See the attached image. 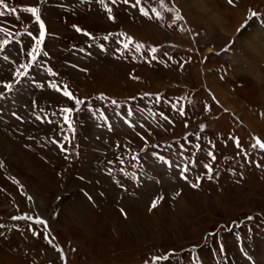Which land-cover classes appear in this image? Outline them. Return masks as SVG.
Instances as JSON below:
<instances>
[{"label": "rangeland", "instance_id": "rangeland-1", "mask_svg": "<svg viewBox=\"0 0 264 264\" xmlns=\"http://www.w3.org/2000/svg\"><path fill=\"white\" fill-rule=\"evenodd\" d=\"M42 1L43 4L48 1L45 5L47 9L44 6L47 11L46 20L51 23L54 30L61 29L64 38L60 40L55 37L50 41L47 38L40 44L55 50L54 52L50 49L53 63L59 67L63 75L78 85L83 93L101 89L117 95H126L142 88L174 92L196 89L194 92L198 94L199 99L201 97L203 101H207L204 102L208 103V108L203 107L204 110L201 111L200 100L196 98L197 102H193L192 106H196L197 109L186 110V116L182 117L189 122V126L185 128L179 123V127L168 128L167 132L161 133L159 135L161 138L176 136L205 121V130L217 131L220 134L223 132L222 136H225L228 129L233 127L240 134V139L244 137L252 147L255 146L254 149L259 147L251 137L254 131L264 139V118L251 113L248 110L249 106L244 102L264 110V54L256 52L258 43L241 42V32L246 27L240 30L239 26L241 27L242 19L251 7L256 10L264 9V0H237L236 5H228L224 0H211L212 2L196 0L206 10L208 7L218 13L226 27H222V23L217 27L228 28L227 31L214 28L208 19L201 16L200 18L199 14L190 8L189 0H177L187 22V27L179 32L167 31L145 21L137 23L123 12H118L117 21L112 23H106L99 16L95 17L85 12L78 13V16H69V21L65 23L66 18L62 19L63 22L55 18L57 15L55 9L60 8L56 6L53 8L52 4L57 5V0ZM67 1L65 0L66 3ZM63 14H66L65 11ZM78 20H82L89 28H125L144 39L163 43L171 51H175V59L163 61L162 57L165 54L161 53V59L155 58L154 63L148 66H136L126 62L120 64V61L117 63L109 57L98 62V59H90L91 62H87L88 59L83 60L79 57L80 54L74 55L59 47L63 45L67 48L68 38L82 40V36H78L70 24V21ZM255 25L254 35L258 34L256 38L264 41V30L257 23ZM6 36L7 34L0 31V42ZM23 40L24 45H19L21 51L29 45V35L25 34ZM248 40L252 42L253 37ZM35 46L37 42L24 51L32 53ZM208 46L212 49L206 51ZM189 56L191 61L182 64V60ZM70 61L86 65L90 72H83ZM158 63L161 65L156 66ZM222 64L228 66L229 74L226 75L225 81L220 80L213 70L214 66L221 68ZM129 70L133 75L137 73L139 80L128 78L126 73ZM232 84L236 85L234 93L238 96H233V92L227 91L226 85ZM214 88H218V91L226 95L228 99L226 106L229 104L237 109L231 103L232 100L241 113L237 112L239 113L237 115L232 109L224 106ZM2 89L3 85L0 83V91ZM47 96L53 107L66 103L59 101L60 96L49 94ZM237 97H243L245 100ZM210 100L212 108L209 106ZM213 109L217 116H201L209 114ZM10 116L0 112V151L7 155L13 172L20 175L27 188L25 186L19 188L18 185L21 194L15 184L6 178L5 171L0 169V216L12 217L13 213L25 210L46 218L48 220L46 223H49L57 242L63 244L64 251L57 249L59 246L49 247L40 238L30 236L31 231L28 229L30 219L19 221L11 219V224H25L24 230L14 231L10 239L6 240L7 244L12 245L13 252L8 250L4 241L0 242V264H132L144 259L150 260L153 254H164L191 244L199 245L205 234H209L222 223H228L233 219L264 216V167L256 165L252 169L243 166L241 172L246 169V175L251 176L248 180L243 178L208 184L201 190L188 189V186H184L182 191L176 193L175 183L171 182L172 177L166 176L161 167H155L158 165H149L156 174H159L154 173V176H157L155 177L157 185L146 183L135 190L149 188L151 195L154 191L164 189L165 198L150 211L146 209L148 195L141 200L137 198L135 202V198L130 197H135L136 193L126 194L122 202L120 201L126 208V217H122L114 206L115 199L120 195L119 188L111 183L110 177L98 176L94 164L97 155L103 156L101 152L105 147V135L101 140L98 138L100 131L96 127L92 125L84 127V132L80 131L79 134L82 140L81 154L79 157L75 156L71 162L63 159L68 152L60 149L63 146V139L57 133L61 127L55 124L58 121L55 116L53 122L52 120L46 122L35 116H29L24 121H16L10 119L12 118ZM246 120H249L254 128L249 126ZM196 128L201 130L202 127ZM75 138L77 139V135ZM22 140L34 142V148L37 150L30 152L21 149ZM222 150H226V146L222 147ZM45 160L56 163L62 171V168L67 169L66 175L57 177L55 175L57 168L54 173L48 168V165L52 166ZM225 161L226 159L222 158V162ZM146 174L148 176V173ZM83 176L85 180L89 179V183L83 180ZM83 186L92 193L91 197L96 201L95 204L83 195L80 190ZM131 189L133 188H128V191ZM151 190L153 191L150 193ZM26 192L31 193L30 200L26 199ZM103 195H106L107 199H103ZM96 204L99 205L95 206ZM226 239L230 243L229 247H232L231 251L235 250L229 233L226 234ZM199 250L201 254L203 253L206 264H212L208 249L200 246Z\"/></svg>", "mask_w": 264, "mask_h": 264}, {"label": "bare ground", "instance_id": "bare-ground-1", "mask_svg": "<svg viewBox=\"0 0 264 264\" xmlns=\"http://www.w3.org/2000/svg\"><path fill=\"white\" fill-rule=\"evenodd\" d=\"M192 3V5H190L191 3ZM189 6H190V8H192L193 9V11L200 17H202V18H207V17H211V22H212V24H214V26L215 27H217L218 25H220L221 23H222V19L221 18H219V19H217V18H214L212 15H211V13L210 12H208L205 8H203L200 4H199V1L197 2L196 0H189ZM192 11V12H193ZM214 15V14H213ZM215 17H217L216 15H214ZM200 17V18H201ZM256 23L255 22H251L250 24H249V26L248 27H246V28H244V30L241 32V42L242 43H258V44H256V48L257 49H259V50H257L256 49V52L257 53H260V54H264V41H262L261 40V38L260 39H258V38H256V36L258 35V34H255L254 35V31H255V27H256V25H255ZM253 37V41L251 42V41H249L248 39L250 38V37ZM260 46V47H259ZM253 47V46H252ZM255 49V48H254ZM209 50H211V48L210 47H207V49H206V51H209ZM218 89V88H217ZM216 88H214V91H215V93L217 94V96L219 97V98H221V100H222V102H223V105L224 106H226V104H227V101H228V99H227V97H226V95H224L223 93H221L220 91H218ZM231 104V103H230ZM226 107H229L230 109H232L235 113H237L238 111H237V109L234 107V106H232V105H227ZM239 113H237V115H238ZM82 222V221H81ZM128 227V226H127Z\"/></svg>", "mask_w": 264, "mask_h": 264}, {"label": "snow or ice", "instance_id": "snow-or-ice-1", "mask_svg": "<svg viewBox=\"0 0 264 264\" xmlns=\"http://www.w3.org/2000/svg\"><path fill=\"white\" fill-rule=\"evenodd\" d=\"M3 0H0V3H2ZM113 2H115V0H113ZM128 0H125V3H127ZM229 2L231 3L232 0H229ZM137 3H139V0H137ZM13 12H15V9H12ZM26 11L30 12L31 15L33 17H35V19L37 20V22L40 23V37L39 39L37 40V45H39L42 41H43V38H44V35H45V30H44V24L40 21V15H39V9L36 8V7H29L26 9ZM146 14V13H145ZM111 18V17H110ZM78 31H80V29H77ZM125 47H127V45H125ZM38 51V48L37 49H33V53L37 52ZM30 55H32V59L35 60L36 59V56L33 55L32 53H30ZM5 59H7V57H5ZM7 87H11L10 85H8ZM53 87H55V85H53ZM64 95L66 96H70L71 94L69 92H67L66 90L64 91ZM77 103H79V101H77ZM65 112H68V111H71L69 109H65L64 110ZM67 117H65V120L67 121ZM259 143V141H258ZM260 147L261 148H264V144H260ZM207 167V166H206ZM210 170V169H209ZM186 171V169H185ZM186 179V177H185ZM193 187H196V185H193ZM155 203L153 204V207H155ZM41 223H43V221H41ZM156 259H163V258H156Z\"/></svg>", "mask_w": 264, "mask_h": 264}, {"label": "crops", "instance_id": "crops-1", "mask_svg": "<svg viewBox=\"0 0 264 264\" xmlns=\"http://www.w3.org/2000/svg\"><path fill=\"white\" fill-rule=\"evenodd\" d=\"M200 1H202V0H200ZM205 2H206V0H205ZM207 2H212L211 0H207ZM202 5H203V3H202ZM216 4H214V6H215ZM206 7V6H205ZM216 8H217V5L215 6ZM207 8V10H208V12H210L211 13V15L214 17V18H217V19H219V18H221V16L218 14V13H216V12H214V10H210V9H208V7H206ZM218 9V8H217ZM216 15L217 17H215L214 15ZM206 19H208L209 20V23L214 27V28H219V29H221V30H226L227 31V29L228 28H224V29H222V28H220V27H215L214 26V24H212V20H211V17H207ZM222 19V18H221ZM226 27V25H225V23H224V21H223V19H222V27ZM263 32V31H262ZM263 34H264V32H263ZM208 47H210V46H208ZM211 48V47H210ZM212 49V48H211ZM220 89H222V88H220ZM223 90V89H222ZM225 92V91H224ZM228 95V94H227ZM231 103L233 104V105H235L236 107H237V110H238V112L239 113H241L240 112V110H239V107L237 106V104H235L232 100H231ZM223 106V105H222ZM224 107V106H223ZM228 110V109H227ZM230 111V110H229ZM241 115H243V113L241 114ZM244 116V115H243ZM246 123L249 125V126H251L252 128H254V126L251 124V122H249V120H246Z\"/></svg>", "mask_w": 264, "mask_h": 264}]
</instances>
